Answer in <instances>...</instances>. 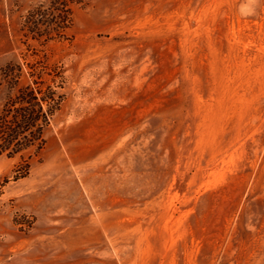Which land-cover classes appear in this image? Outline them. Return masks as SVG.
Segmentation results:
<instances>
[{
    "label": "rangeland",
    "instance_id": "1",
    "mask_svg": "<svg viewBox=\"0 0 264 264\" xmlns=\"http://www.w3.org/2000/svg\"><path fill=\"white\" fill-rule=\"evenodd\" d=\"M41 4L0 0V72L64 94L0 156V264H264V0Z\"/></svg>",
    "mask_w": 264,
    "mask_h": 264
},
{
    "label": "trees",
    "instance_id": "2",
    "mask_svg": "<svg viewBox=\"0 0 264 264\" xmlns=\"http://www.w3.org/2000/svg\"><path fill=\"white\" fill-rule=\"evenodd\" d=\"M75 0H50L47 9L43 5L29 13V32L37 33L39 26L48 29L67 27L70 21L69 4ZM40 16V17H39ZM57 16V17H56ZM59 23H54V18ZM49 39V38H47ZM32 81L22 83L29 72L19 62L8 63L0 72V90L6 86L9 93L0 106V156L9 158L22 156L30 151H40L45 143V131L55 113L60 109L64 94L61 84L47 82L36 72H30ZM28 174V165L20 171L19 177ZM7 180H0V197Z\"/></svg>",
    "mask_w": 264,
    "mask_h": 264
}]
</instances>
